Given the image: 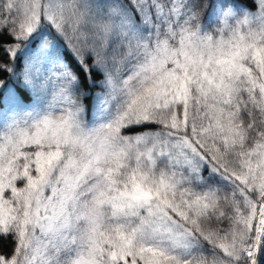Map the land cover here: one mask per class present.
<instances>
[{
	"label": "snow or ice",
	"instance_id": "6c2138e0",
	"mask_svg": "<svg viewBox=\"0 0 264 264\" xmlns=\"http://www.w3.org/2000/svg\"><path fill=\"white\" fill-rule=\"evenodd\" d=\"M0 237L264 264V0H0Z\"/></svg>",
	"mask_w": 264,
	"mask_h": 264
},
{
	"label": "trees",
	"instance_id": "16d2710c",
	"mask_svg": "<svg viewBox=\"0 0 264 264\" xmlns=\"http://www.w3.org/2000/svg\"><path fill=\"white\" fill-rule=\"evenodd\" d=\"M12 241L11 239H3L2 237H0V252L6 254V255H10L11 251H12Z\"/></svg>",
	"mask_w": 264,
	"mask_h": 264
},
{
	"label": "rangeland",
	"instance_id": "374dc122",
	"mask_svg": "<svg viewBox=\"0 0 264 264\" xmlns=\"http://www.w3.org/2000/svg\"><path fill=\"white\" fill-rule=\"evenodd\" d=\"M130 259V258H129Z\"/></svg>",
	"mask_w": 264,
	"mask_h": 264
}]
</instances>
